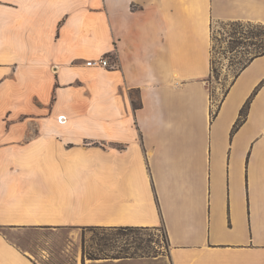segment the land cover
Listing matches in <instances>:
<instances>
[{
  "label": "crops",
  "instance_id": "crops-1",
  "mask_svg": "<svg viewBox=\"0 0 264 264\" xmlns=\"http://www.w3.org/2000/svg\"><path fill=\"white\" fill-rule=\"evenodd\" d=\"M231 24L264 0H0V264L48 262L9 232L85 227L162 228L114 264H264V52L220 84Z\"/></svg>",
  "mask_w": 264,
  "mask_h": 264
},
{
  "label": "rangeland",
  "instance_id": "rangeland-1",
  "mask_svg": "<svg viewBox=\"0 0 264 264\" xmlns=\"http://www.w3.org/2000/svg\"><path fill=\"white\" fill-rule=\"evenodd\" d=\"M226 33L228 37L233 38V43L237 44L239 48L237 49L238 53L226 54V59L223 62H219L218 60L221 58V53L219 51L214 53L213 75L220 84L225 86L237 73L240 64L244 63L251 54L258 52L260 48L264 47V29L256 28L248 24H231L226 27ZM241 37L243 39L251 37L252 40H250V42H245ZM248 43H250V45H248ZM253 43L256 45L251 46ZM7 235L14 244L21 250L30 254L33 259L38 260L39 254L43 253L41 250L46 247L49 256L46 264H114L113 260L116 259H109V257H115V255L124 257L125 251L128 253V256L133 255V258H152V253L156 251L158 255L154 258H157L161 255L165 256L168 250L165 234L161 227L153 229L151 232L131 234L128 237H119L117 240L114 236V241L109 244L108 247L97 246L95 236H99L100 232L93 234L86 230H67L57 233L50 230L28 229L18 232L12 231L7 233ZM148 235L151 236L152 239V243H150L149 246L143 243L138 248L137 243L133 244L131 247L125 244L127 240L128 243H131L133 240H146ZM44 242H47V244ZM98 248H101L103 252H99L97 250ZM83 249L86 255L88 252H92L97 255V258L101 259L89 260L88 257L85 256L83 260ZM77 253L78 260L75 259ZM105 255H108V257ZM146 264L167 263L163 260L162 262H147Z\"/></svg>",
  "mask_w": 264,
  "mask_h": 264
},
{
  "label": "trees",
  "instance_id": "trees-1",
  "mask_svg": "<svg viewBox=\"0 0 264 264\" xmlns=\"http://www.w3.org/2000/svg\"><path fill=\"white\" fill-rule=\"evenodd\" d=\"M264 52V47L260 48V50L258 52H255L254 56H257L258 54ZM252 57V58H253ZM251 58V59H252ZM249 59V60H251ZM248 59L245 60L244 63L240 64V68H243L246 63H248L249 61ZM239 68V69H240ZM247 108H248V102L243 106V108L241 109L240 113H239V117L236 120L235 124L233 125L232 131L231 133H234L243 123V121L246 118V114H247ZM82 230H86V231H90L93 234L100 232L99 236H95L96 237V244L99 247H108L109 244H111L114 241V236L117 240V238L119 237H128L131 234H136V233H145V232H151L153 230V228H102V227H85ZM166 238V237H165ZM167 242V241H166ZM138 244V248L145 243L147 246H149L150 243H152V239L151 236L148 235V238L146 240L143 239H139V241L137 240H133L131 241V243H128V240L125 241L126 246L131 247L133 244ZM99 252H103V250H101V248L97 249ZM119 254V253H117ZM125 256L124 257H119V255H115V257H109V259H123V258H133V255L128 256V253L125 251ZM153 256L152 257H156L158 255V252H153L152 253ZM87 256L89 260H98L101 258H97V255H95L92 252H88L87 255L85 253V250L83 249V260L84 257ZM108 257V255H105ZM107 259V258H105Z\"/></svg>",
  "mask_w": 264,
  "mask_h": 264
},
{
  "label": "built area",
  "instance_id": "built-area-1",
  "mask_svg": "<svg viewBox=\"0 0 264 264\" xmlns=\"http://www.w3.org/2000/svg\"><path fill=\"white\" fill-rule=\"evenodd\" d=\"M85 66L91 67V68H99V69H108L111 68V65L109 63V59L106 56H102L98 59H91L85 61ZM59 123H64L65 118L64 116L58 117Z\"/></svg>",
  "mask_w": 264,
  "mask_h": 264
},
{
  "label": "bare ground",
  "instance_id": "bare-ground-1",
  "mask_svg": "<svg viewBox=\"0 0 264 264\" xmlns=\"http://www.w3.org/2000/svg\"><path fill=\"white\" fill-rule=\"evenodd\" d=\"M78 263V262H77Z\"/></svg>",
  "mask_w": 264,
  "mask_h": 264
}]
</instances>
